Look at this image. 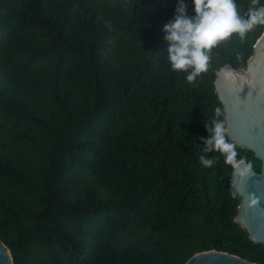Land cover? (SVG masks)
I'll use <instances>...</instances> for the list:
<instances>
[{
  "label": "trees",
  "instance_id": "trees-1",
  "mask_svg": "<svg viewBox=\"0 0 264 264\" xmlns=\"http://www.w3.org/2000/svg\"><path fill=\"white\" fill-rule=\"evenodd\" d=\"M177 3L0 0V241L13 264H183L209 249L264 264L233 220L231 166L200 139L223 113L213 70L244 65L264 27L214 48L189 83L161 31Z\"/></svg>",
  "mask_w": 264,
  "mask_h": 264
},
{
  "label": "water",
  "instance_id": "water-1",
  "mask_svg": "<svg viewBox=\"0 0 264 264\" xmlns=\"http://www.w3.org/2000/svg\"><path fill=\"white\" fill-rule=\"evenodd\" d=\"M229 72L231 77L227 75ZM212 86L222 105L229 141L251 151L260 163L258 171L252 168L251 175L244 177L231 167L229 191L238 202L233 220L250 241L264 245V28L254 40L244 65L233 67L225 62L213 70ZM249 193L260 198L258 207H245V197ZM0 264H13L1 241ZM183 264L259 263L209 249L192 254Z\"/></svg>",
  "mask_w": 264,
  "mask_h": 264
},
{
  "label": "clouds",
  "instance_id": "clouds-1",
  "mask_svg": "<svg viewBox=\"0 0 264 264\" xmlns=\"http://www.w3.org/2000/svg\"><path fill=\"white\" fill-rule=\"evenodd\" d=\"M194 15L186 14L187 5L184 0H178L174 17L162 25L167 41V63L176 72L187 73L186 80L194 82L202 73L208 71L211 52L223 42L238 36L243 40L257 27H264V3L261 0H247V10L244 4L236 0H192ZM231 77V73L227 74ZM211 126L205 124L210 133L203 140L202 151L218 152L224 158V163L236 170V174L244 177L251 175L253 165L238 159L236 145L228 139L226 123L220 117L221 108L214 109ZM215 158L205 155L199 157L202 166L212 167ZM243 165V167H241ZM260 198L252 193L245 197V207H258Z\"/></svg>",
  "mask_w": 264,
  "mask_h": 264
}]
</instances>
